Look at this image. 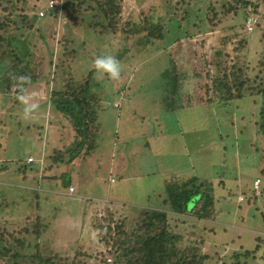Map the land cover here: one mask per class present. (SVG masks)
<instances>
[{
  "label": "rangeland",
  "instance_id": "rangeland-1",
  "mask_svg": "<svg viewBox=\"0 0 264 264\" xmlns=\"http://www.w3.org/2000/svg\"><path fill=\"white\" fill-rule=\"evenodd\" d=\"M54 1L64 5L65 0ZM77 2V6L70 5L67 11L61 6L58 7L56 14L52 12L44 16L43 20H39L42 19L39 18L41 11L45 13L54 9H48L50 0H0V226L10 230L15 228L17 223L24 222L19 226L22 231L34 233L33 230L39 229L36 221L44 222L49 219L52 223L51 225L45 223L48 230L43 233V237H51L52 231L56 228L63 227L65 230L61 233L64 235L61 243L63 251L59 248L63 264H69L72 256L80 257L86 264L112 263L114 259L109 254L110 247L105 245L103 238L106 237L112 244V240L105 235L107 227L113 229L115 224L122 222V232L127 238L140 225L142 209L151 208L157 203L152 198L153 193H150L151 198H148L149 195L136 191V183L128 185L127 195L121 197H117L116 194L110 195L108 199L106 189L109 182L104 183V179L114 177L116 180V184L112 186L114 188L119 185L122 176H131L135 181L136 175H139L140 182L142 179V182L146 183V188L142 190L149 192L151 187L155 188L157 184L158 187L161 186L166 174L176 175V171L177 173L184 171V175L188 174L189 164L194 160L192 166L196 176H208L223 171L221 169L226 170V166L229 167L232 171L229 179L235 184L236 189L231 195L236 194L238 198L237 202L228 200V204L225 203L223 206L224 212L236 218H233L231 225L240 228L242 233L246 232L249 235V232H257L254 237L257 234L264 235V230L257 220H255L256 224L252 219L246 221L251 217L253 208L251 205L246 206L244 196H248L250 201L253 196L260 197L264 183V175L259 176V172L264 168V157L259 158L260 162L258 158L254 159L253 166L246 165V162L245 165L240 163L241 155L252 154L255 151V147H252L255 143L259 142L260 147L264 144V139L259 140L254 130L251 114L246 118L242 114L238 117L235 114L230 115L232 123L224 126V132H230L229 134L234 138V154L231 161L228 160L227 165L224 166L223 157L217 153L218 142L204 134H209L212 130L201 127L193 121L192 117L196 114V110L187 111L185 114L178 111L179 108L188 105L189 96L199 97L205 102L210 98V92L206 95L204 88L211 84V80L205 77L206 71L209 70L212 74L216 68L222 75L224 68L231 71L233 66H236L237 52L234 53L233 48L243 34L234 37L232 33L224 35L223 32L231 27L243 25L244 33L249 34L254 30L255 23L259 27H264V5L259 4L257 14L254 11L255 6L249 5L246 9L239 7L240 3L244 2L257 3L255 0H115L114 2L99 0L96 3L93 0H77ZM164 10L169 12L165 16L166 19L161 20V23L164 22L162 27L158 24L156 28L152 27V33L155 35L152 33L151 35L156 38L148 37V29L151 27L148 19L152 18V14L161 15ZM103 11L110 13L109 16L105 17ZM244 11L247 12L246 16L243 14ZM112 15L115 17L113 21ZM240 17L244 18L242 23L239 21ZM247 41L251 43V46H248L251 49L248 48L247 52H252L254 41L252 38H248ZM226 43L230 46L223 47ZM25 51H28L24 59L29 60L30 72L28 85L23 88V94L30 96L36 105L28 119H23L21 116V105L18 101L21 92L16 93L15 86L12 85L7 89L11 77L8 69L15 59L14 56L18 52L23 54ZM219 51L223 54L215 56ZM102 54L114 55L120 62L121 75L118 80H109L95 73L92 61L95 56ZM261 60L264 63V57ZM167 70L170 76L180 77L179 90L171 95H168V89L164 88L168 83L167 79L164 80L162 77L164 73H168ZM85 83L89 84L88 100H99L96 102L105 106L108 101L117 99V103L114 104L117 109L111 108L108 112L110 118H112L111 113L115 114L117 111L118 115L127 112L133 118V115L137 117L132 120L120 118L116 127L115 120H108V115L100 116L103 121L99 118L100 127L102 122L112 130L111 132L119 136L118 144L121 145V141L127 140L122 142L124 145L129 142L125 148L136 146L129 158L121 157L120 153L119 158L117 154L114 160L116 167L112 169L111 174L109 155L115 143L111 142L110 136L104 135L106 141H101L100 145L96 144V148L90 152L92 161H89L90 158L83 161L81 156L77 157L75 154H70L69 150L66 151V148L73 149L76 141L75 138L73 142L75 133L69 134L72 126L70 120L51 105L50 95L54 89L69 84H72V87L82 86ZM112 93L116 94L117 98L110 101L109 96ZM170 100L175 103L173 104L176 109L173 111L167 109ZM214 105L201 106V110L216 115L217 104ZM244 109L251 110L248 107ZM249 113L247 111V115ZM105 120L108 122L105 123ZM110 122L111 125L108 124ZM135 123L139 129H143L144 135L140 134L139 129L131 135L123 134L124 127H129L131 131ZM139 124H143V127L140 128ZM193 130L194 134H192ZM101 132L97 133L102 135ZM221 136L227 137L226 134ZM144 137L149 143L150 150L144 147L142 142ZM49 143L54 146H49ZM228 143L230 144L229 141ZM32 147L35 152L32 151ZM118 147L119 145L116 146ZM48 151H51V155L52 152L60 151V157H64L66 162L63 168L59 160L50 159ZM71 155L74 157L69 163ZM25 165L29 166L23 170L22 167ZM51 168H55L53 172ZM20 171L25 172L26 175L27 171L31 172L32 176L28 178L35 181V184L30 183L29 190L20 194L25 203L13 206L10 204L13 190L8 185L11 183L8 175H15ZM49 171L57 174L56 181L61 182L58 184V189L62 191H64L63 187L66 189L69 182L73 181L70 178L72 175L64 174L65 171L79 175L80 177H77L79 191L83 185L88 184L89 187L91 186V191L96 192L94 196L101 198V201L96 200L92 202L95 204H89L90 206L86 208L88 201L76 196L68 199L59 196L57 201L54 197L52 200L43 199L44 194L41 193L39 184L43 177H46L47 172L49 175ZM251 177L258 178L261 182L256 187L254 183L257 180L253 181V186L251 185L249 189ZM15 178L21 181L18 176ZM45 183L48 182L43 184ZM243 184L245 189L242 188ZM138 186L141 188L142 184L139 183ZM259 202L262 205L261 200ZM39 204L45 207L48 219L43 220L44 215L38 218L35 216L36 211L40 209ZM56 204L57 215L54 210ZM23 217H28L29 223L26 224ZM239 217L246 218L245 224ZM56 218H59L57 223L54 222ZM196 226L197 228L191 231L189 239L197 244L207 239L206 244H209L211 240L206 238L209 234L208 229H203L201 224ZM172 233L175 234L174 231ZM115 234L114 231L112 236ZM256 238L264 243V240L262 241L264 238ZM241 242L248 250L239 247L237 253L244 255L251 250L252 245L248 240ZM261 245L263 252L254 254L253 261L247 264H264L262 260L264 244ZM219 247L211 246L205 249L203 246L200 253L214 254L211 256L210 264H223L224 255L232 253L228 252V247H224L223 252L220 253L221 247ZM83 249L87 253L86 256L82 254ZM52 257L44 254L43 259H52ZM227 261L228 264H232V261Z\"/></svg>",
  "mask_w": 264,
  "mask_h": 264
},
{
  "label": "trees",
  "instance_id": "trees-1",
  "mask_svg": "<svg viewBox=\"0 0 264 264\" xmlns=\"http://www.w3.org/2000/svg\"><path fill=\"white\" fill-rule=\"evenodd\" d=\"M93 1L96 3L99 0ZM114 1L110 0V2ZM255 1L257 3H240L239 7L240 9H246L249 5L255 6L254 11L257 13L259 12V4L262 3L264 5V0ZM77 4V0H65L64 5H57L53 10L46 11L44 16L52 12L56 14L55 12H57L58 7L61 8L63 6V9L67 11L70 5L77 6ZM168 12V10H164L161 15L152 14V18L148 19L151 23V30L148 29V37L156 38L155 34L152 33V27L156 28L157 24L161 26L164 23H161V20L166 19L165 16ZM103 14L105 17H108L110 13L103 11ZM243 14L246 16L247 12L244 11ZM44 16L39 17L42 18L39 20H43ZM111 18L113 21L115 17L112 15ZM243 19V17H240L239 21L242 23ZM253 29L249 34L244 33L245 27L243 25L224 30V35L232 33V36L238 37L240 34H243L233 48V52H237L236 66L234 65L231 71H227V68H224L222 75H220L216 68H214L212 74L209 70L206 71L205 77L207 80H211V84L204 88L206 95L210 92V98H207L205 102L199 97L191 98L189 96L187 98L188 105L178 109L183 114L187 111L196 110V114H194L192 119L195 124L212 130L209 134H204L213 137L218 142L217 153L223 157L222 165L224 166L227 165L228 160L231 161V157L234 154V138L232 134H229L230 132H224V126L232 123L230 115L235 114L238 117V115L242 114L246 118V116L250 117L251 114V119L254 120V130L258 134L259 140L264 139V63L261 60L264 57V27H259L255 23ZM151 33L154 35H151ZM248 38H252L256 42L252 44V52H247L248 48H250L248 46H251V43L247 41ZM256 39L257 41H255ZM226 46L229 47L230 44L226 43V45H223V47ZM27 53L28 51H25L23 54L21 52L16 53L15 59L8 69L11 77L8 80L7 89L11 85L15 86L16 93L18 94L21 92V88L18 86L20 85L18 78L28 77V73L30 72L29 60L24 59ZM222 54L223 52L219 51L215 56L218 57ZM218 63L220 64L219 61ZM167 71L168 73H164L162 77L164 80L167 79L168 83L164 85V88H167L168 95H171L179 90L178 80H180V77H177V75L170 76L169 70ZM27 85L28 81L23 84V88ZM88 85V83L73 87L72 84L65 85L62 88L58 87V89H54L50 95L51 105L70 120L71 129L75 133L73 138V142L76 138L74 147L73 149L66 148V151L69 150L70 154H75L77 157L81 156L82 158L90 155V152L96 148V144L100 145L101 141H104L102 135L97 133L100 132L98 123L99 114L107 113L112 108L109 101L105 106H102L100 105L101 103L96 102L99 100H88ZM54 88H56V85ZM116 98L117 95L113 93L109 96L110 101ZM172 101L170 100V105L167 107L170 111L176 109L175 103ZM90 102L94 104L92 105ZM211 104H217L216 115L213 113L207 114L203 109L201 110L203 106ZM244 107H248L251 110H245ZM252 110H255V112ZM247 111L250 112L249 115H247ZM194 133L195 131L193 130L192 134ZM222 134H226L227 137L223 138ZM239 142L241 144V141ZM49 146L52 147L54 145L50 144ZM146 146L148 147L149 143H146ZM252 147H255V151L252 154L241 155V164L245 165L246 162V165L253 166L252 162L255 161L254 159L258 158L260 162L259 158L264 157V144L260 147L258 142ZM50 152L48 151L47 153L50 154L51 160L64 161V157H60V151L52 152V155ZM54 155L57 158L53 157ZM73 157L74 155L69 157V163L72 162ZM193 162L194 160L189 164L187 169L188 174L184 175V171L178 173L176 171V175L166 174L161 186L158 187V184L156 185L155 189H157V192L152 194L154 195L152 198L157 205L142 209V221L138 228L132 231V235H129L127 238L124 237L122 222L115 224L113 229L107 227L105 235L112 240V244L109 243L106 237L103 238L105 239V245L110 247L109 254H111L114 260L112 263L104 262V264H205L206 261V264H210L212 260L211 256L214 254L208 252L200 253V249L203 246L205 249H209L211 246L216 248L220 246V253L223 252L224 247H228V252L232 254L227 253L224 255L222 259L223 264H228L227 260L232 261V264H247L253 261L254 254H257L259 251L263 252L261 244L264 243L259 242L260 239L256 237L264 238V235L257 234L254 237V234L257 232H249V235L246 232L242 233L240 228L231 225L236 218L230 213L224 212L223 206H225V203L228 204V200L237 202L238 198L236 194L231 195L236 189L235 184L229 179L232 174L229 167L227 168L226 166V170L224 168L221 169L223 171L208 176H196L194 166H192ZM22 168L23 170L25 169L24 166ZM259 174V176L264 175V168L261 169ZM249 180V189L251 185L253 186V181L258 180L259 183L261 182L260 179H254V177H251ZM242 188L245 189V184H243ZM141 194H145V191ZM146 194L149 195L147 196L148 198H151L150 193L147 192ZM244 198H246V206L251 205L253 208L251 217L244 219L247 222L252 219L254 224H256L255 220H257L258 224L262 226V230H264V183L261 187L260 197L253 196L251 201L248 196H244ZM259 200H261L262 205ZM239 219L245 224L243 218L239 217ZM197 224H201L203 229H208L209 232H207L209 234L206 238L211 240L209 244H206L207 239L198 244L189 239L191 231L197 228ZM36 225L39 229L33 230L32 232L34 233H25L19 226H16V229L11 228L10 230L0 226V264H63L59 248H62L61 243L63 242L64 235L61 233L65 230H62L59 234L61 237L59 241L61 242L53 245L51 237L44 238L42 236L48 230L45 222L42 223L38 220L36 221ZM114 231L116 234L112 236ZM245 240H248L252 245L250 250L252 252L247 251L244 255H240L237 252L239 247H243L241 241ZM243 248L248 250V248ZM44 254L47 257L48 255L53 257L52 259L44 260ZM82 254L84 256L87 254L84 252V249L82 250ZM262 260H264V257H262ZM69 264L86 263L80 257L72 256Z\"/></svg>",
  "mask_w": 264,
  "mask_h": 264
},
{
  "label": "crops",
  "instance_id": "crops-1",
  "mask_svg": "<svg viewBox=\"0 0 264 264\" xmlns=\"http://www.w3.org/2000/svg\"><path fill=\"white\" fill-rule=\"evenodd\" d=\"M117 100V99H116ZM116 100H114V101H112L110 104H111V106H112V108L113 109H117L116 107L117 106H115L114 104L115 103H117L116 102ZM118 113V111L115 113V114H113V113H111V116H112V118H110V115H109V113L107 112V113H101V114H99L100 116L102 115V116H105V115H108V120H115V127H116V123H117V121H118V119H120V118H127L128 120H132V115L129 113H127V112H122V113H119V115L117 114ZM99 116V118L101 119V121H103V118H101ZM131 117L130 119L128 118V117ZM134 116V118L133 119H137V117H136V115H133ZM141 119H143V118H141ZM108 120H105V123L106 122H108ZM144 121V120H143ZM142 121V122H143ZM131 123H134L133 121H131ZM109 125H111L112 124V122H110V123H108ZM101 125H102V127H100V132L102 133V137H103V139H104V141H106V136H104V135H106V134H108L109 136H110V139H111V142L112 143H115V144H113V146H112V151H111V154L109 155L110 156V160H109V162H110V165H109V173L111 174V172L113 171L112 169L113 168H115L116 166H114L115 165V159L117 158V154H118V157L120 158V156L121 157H126V158H129V155H131V154H133L134 153V148L136 147L135 145V147L134 146H128L127 148H125V146L129 143V142H127L126 143V145H124V144H122V142H126L127 140H125V141H121L120 143H121V145L120 144H118L119 143V136L115 133V132H111L112 130L111 129H109V128H107V125H104L103 123H101ZM140 125V128H142L143 126V124H139ZM137 129H139V126L135 123V124H133V129L130 131V128L129 127H124L123 128V134H125L126 133V136L127 135H131V134H133V133H135L136 131H137ZM140 130V134L141 135H144V132H143V129H139ZM111 132V133H110ZM70 133H74L73 132V130L71 129L70 130V132H69V134ZM122 134V135H123ZM74 136H75V134H74ZM74 138V137H73ZM142 142H144V147H147L146 146V143H148V141L146 140V137H144L143 138V140H142ZM117 145H119V149L118 148H116V146ZM123 145V146H122ZM148 148V147H147ZM148 150H150L149 148H148ZM32 151L33 152H35L34 151V149H33V147H32ZM114 151H115V153H114ZM116 151H118V153L116 152ZM151 151H149V153H150ZM119 153L121 154L120 156H119ZM136 153H137V150H136ZM113 154H114V157H113ZM126 154V155H125ZM152 155V154H151ZM104 156H106V155H104ZM100 157H103V156H100ZM90 158V159H89ZM150 158V157H149ZM83 159V161H86V159H89V161H92V156L91 155H88V156H86V158H82ZM73 161V160H72ZM61 163V168H63V166L65 165V161H63V162H60ZM25 164V163H24ZM28 166L29 165H25L24 167L25 168H28ZM86 167V165H84V168ZM52 169V168H51ZM54 169L55 168H53L52 169V172L54 171ZM83 169V168H82ZM121 169H123V168H121ZM64 170V169H63ZM63 170H61L62 172H63ZM28 171H30V170H28ZM27 171V175L25 174V172H18V173H16L15 175H12V174H9L8 176H10L9 177V180H11V183L10 184H8L9 186H11V189L13 190V193H12V199H11V203L10 204H12L13 206H15V205H19V204H21V203H25L24 202V199L22 198V196L20 195V194H23L24 192L23 191H26V190H29V184L30 183H34L35 181H33V180H30L29 178H28V176L29 177H31L32 176V173L31 172H28ZM123 171V170H122ZM126 173L127 172H125V175H126ZM64 174H71L72 175V177H70V178H72L73 179V181L72 182H69V184L67 185V191H65L66 189H65V187H63L64 189V191H62V190H59L58 189V184H60V183H57V181H56V177H57V174H54V173H51V171H49V175H48V172H47V174H46V177H44V179H42V181H41V183L39 184V189H40V191H41V193L43 192V194H44V198L43 199H53V197L56 199V201H57V197H59V196H61V197H63V198H71V197H78V198H81V200H87L88 202H87V207L86 208H88L91 204H95V203H92V202H95L96 200L97 201H101L100 199L101 198H96V196H94V193H96L95 191L94 192H92L91 191V186L89 187V185L88 184H86V185H83V187L82 188H80L81 189V191H79V187H78V185H77V177L79 176V175H76L75 173H70V171L69 172H64ZM123 175V173L121 174V176ZM8 176H7V178H8ZM15 176H18V178H20L21 179V181H18V179H16L15 178ZM120 176V177H121ZM80 177V176H79ZM78 177V178H79ZM123 178H121L120 179V181H119V185H117V186H114V188L112 187L113 185H115L116 184V180H115V178L114 177H108V178H106V179H104V183H107V182H109V184H107V188L108 189H106V192H107V195H108V197L110 196V195H115L116 194V196L117 197H121V196H124L125 194L127 195V187H128V185H130L131 186V184L132 183H136L135 184V187H136V191H140V190H142V189H145L146 188V183H144V182H140V176L139 175H136V177H137V180H132L131 179V176H122ZM53 179V180H52ZM94 180V179H93ZM96 180V179H95ZM94 180V181H95ZM44 182H48V183H45V184H43ZM82 182H84L83 181V179H82ZM139 183H141L142 184V186H141V188L138 186V184ZM35 184V183H34ZM56 184V185H55ZM74 187V188H73ZM101 187V185H99V188ZM125 187V188H124ZM90 188V189H89ZM43 191H42V190ZM70 189H72L73 191L72 192H70ZM75 189V190H74ZM31 190V189H30ZM157 189H155L154 187H151V190L148 192V193H155V192H157L156 191ZM31 191H33V190H31ZM60 191V192H59ZM49 193V194H48ZM130 193V192H129ZM142 193H143V190H142ZM147 192H145V194H146ZM17 194V195H16ZM55 195H57V196H55ZM147 195V194H146ZM18 196V197H17ZM34 196H35V194H34ZM33 196V197H34ZM68 196V197H67ZM130 196H132L131 194H130ZM18 198V199H17ZM42 198V196L40 197V199ZM108 199H110V197L108 198ZM107 199V200H108ZM119 199V198H118ZM125 203H127V202H125ZM90 204V205H89ZM39 207H40V210H37L36 212H38V213H36V217L38 218L40 215H44L45 216V218L43 219V220H45L46 219V209H45V207H43L41 204H39ZM54 210H55V215H57L58 214V212H56L57 210H58V205L56 204L55 205V207H54ZM38 214V215H37ZM57 217V216H56ZM27 218V219H26ZM60 218H61V216H60ZM63 219V218H62ZM25 220V223L27 224V223H29V221H28V217H23V221ZM57 221H59V218H56L55 219V223H57ZM46 224H49V225H51V223H52V220H50L49 222H48V220L47 221H44ZM44 222H42V223H44ZM24 224V222H21V223H17L16 224V226H20V225H23ZM16 226H15V228H12V229H16ZM77 227V226H76ZM84 229V228H83ZM62 230H64L63 229V227H62V229L61 228H56L55 230H53L52 231V236H51V240L53 241L52 243H53V245H55V244H58V240H60L61 239V237L59 236V234H60V232L62 231ZM55 232H56V234H55ZM43 236V235H42ZM45 238V237H44Z\"/></svg>",
  "mask_w": 264,
  "mask_h": 264
},
{
  "label": "clouds",
  "instance_id": "clouds-1",
  "mask_svg": "<svg viewBox=\"0 0 264 264\" xmlns=\"http://www.w3.org/2000/svg\"><path fill=\"white\" fill-rule=\"evenodd\" d=\"M92 68L99 76L107 77L109 80H118L121 75V64L114 55L102 54L95 56L92 61ZM18 80L21 82L18 85L21 88V94L18 96L21 105V116L23 119H28L36 105L32 102L30 96L23 94V84L28 81V77H19Z\"/></svg>",
  "mask_w": 264,
  "mask_h": 264
},
{
  "label": "built area",
  "instance_id": "built-area-1",
  "mask_svg": "<svg viewBox=\"0 0 264 264\" xmlns=\"http://www.w3.org/2000/svg\"><path fill=\"white\" fill-rule=\"evenodd\" d=\"M57 5H60V3L58 2V1H54V0H50V4H48V9H53L54 7H56ZM42 16H44V12H40L39 13V17H42ZM258 182L259 181H257L255 184H256V187L258 186ZM73 190L72 189H70V192H72Z\"/></svg>",
  "mask_w": 264,
  "mask_h": 264
}]
</instances>
